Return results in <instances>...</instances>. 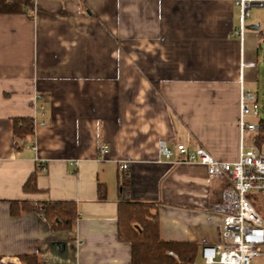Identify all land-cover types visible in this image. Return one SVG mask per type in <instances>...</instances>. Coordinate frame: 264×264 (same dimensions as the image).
I'll list each match as a JSON object with an SVG mask.
<instances>
[{"label":"crops","instance_id":"crops-1","mask_svg":"<svg viewBox=\"0 0 264 264\" xmlns=\"http://www.w3.org/2000/svg\"><path fill=\"white\" fill-rule=\"evenodd\" d=\"M234 1L34 0L32 18L0 14V264H131L117 235L123 173L129 199L152 205L160 239L195 242L204 264L225 182L179 161L176 145L238 158L240 64L256 62L243 74L252 91L260 36L252 22L236 35ZM19 118L33 120L32 134L14 135ZM32 173L38 192L27 193ZM12 201L73 202L77 218L51 231L36 211L12 215Z\"/></svg>","mask_w":264,"mask_h":264},{"label":"built area","instance_id":"built-area-1","mask_svg":"<svg viewBox=\"0 0 264 264\" xmlns=\"http://www.w3.org/2000/svg\"><path fill=\"white\" fill-rule=\"evenodd\" d=\"M239 10V26L235 33L243 40L247 21L254 8H264V0H235ZM256 68V62L241 61L238 96V158L233 162H219L205 149L189 150L183 144L176 145L179 161L197 163L206 167L213 179H222L225 186L221 200L214 205L220 221L215 229L218 240L201 247L200 256L204 264H264V210L257 205V195L264 194V142L257 138L260 115L258 97L244 86V70ZM250 134V138L246 136ZM159 154L165 159L173 156L164 141L159 143ZM108 146L101 144L99 155L104 156ZM45 171V162L39 163ZM119 169L128 171L127 162H121ZM170 255H174L169 252Z\"/></svg>","mask_w":264,"mask_h":264},{"label":"trees","instance_id":"trees-1","mask_svg":"<svg viewBox=\"0 0 264 264\" xmlns=\"http://www.w3.org/2000/svg\"><path fill=\"white\" fill-rule=\"evenodd\" d=\"M34 0H0V14H26L33 17ZM257 138L264 142V119H259ZM31 118H19L14 121L15 136L24 137L33 133ZM100 188V187H99ZM23 190L27 193L38 192L35 174L32 173ZM130 178L123 173L118 177L117 235L121 241L128 242L131 248V264H194L198 252L195 242L164 241L160 239L157 216L149 203L129 199ZM100 193V191H99ZM102 195V194H101ZM20 211H36L52 230H70L77 218V209L73 202L58 201L32 203L12 201L10 212L17 215ZM172 252L176 255L175 259ZM29 264H36L34 257H25Z\"/></svg>","mask_w":264,"mask_h":264},{"label":"rangeland","instance_id":"rangeland-1","mask_svg":"<svg viewBox=\"0 0 264 264\" xmlns=\"http://www.w3.org/2000/svg\"><path fill=\"white\" fill-rule=\"evenodd\" d=\"M238 13L239 11L238 8L236 7L235 21L237 20V22H239ZM250 14L251 17L248 19L247 22L259 24V30L257 36H260L257 44V52H258L257 63H258L259 77H258V83H256V86L252 91L258 97L260 117L264 118V8H254L250 11ZM247 31L249 30L246 29V32ZM246 136L250 138V134H246ZM257 205H260L261 211L264 210V194L257 195ZM257 264H262V262L259 261L257 262Z\"/></svg>","mask_w":264,"mask_h":264}]
</instances>
